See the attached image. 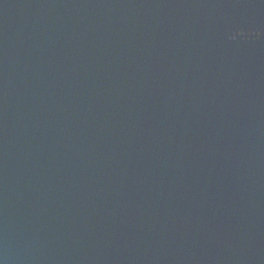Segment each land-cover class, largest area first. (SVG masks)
Returning <instances> with one entry per match:
<instances>
[{"label":"water","instance_id":"water-1","mask_svg":"<svg viewBox=\"0 0 264 264\" xmlns=\"http://www.w3.org/2000/svg\"><path fill=\"white\" fill-rule=\"evenodd\" d=\"M0 264H264V0H0Z\"/></svg>","mask_w":264,"mask_h":264}]
</instances>
